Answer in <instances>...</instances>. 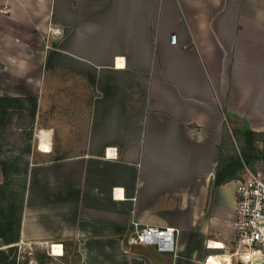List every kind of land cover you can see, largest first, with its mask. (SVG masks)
Returning a JSON list of instances; mask_svg holds the SVG:
<instances>
[{"label": "crops", "instance_id": "obj_1", "mask_svg": "<svg viewBox=\"0 0 264 264\" xmlns=\"http://www.w3.org/2000/svg\"><path fill=\"white\" fill-rule=\"evenodd\" d=\"M26 113L16 244L77 241L79 264L229 257L235 179L215 174L230 117L264 133V0H0V131ZM133 219L176 228L174 252L129 242Z\"/></svg>", "mask_w": 264, "mask_h": 264}, {"label": "built area", "instance_id": "obj_2", "mask_svg": "<svg viewBox=\"0 0 264 264\" xmlns=\"http://www.w3.org/2000/svg\"><path fill=\"white\" fill-rule=\"evenodd\" d=\"M51 35H61L62 30L51 28ZM173 42L176 35L171 36ZM235 182V217L232 222L233 236L223 248L229 256H239L245 264L264 260V175L246 168L242 177ZM129 242L155 245L161 252H174L176 248V228L142 226L133 219ZM213 256L210 255L209 258ZM216 256V255H215ZM208 263V262H207Z\"/></svg>", "mask_w": 264, "mask_h": 264}, {"label": "trees", "instance_id": "obj_3", "mask_svg": "<svg viewBox=\"0 0 264 264\" xmlns=\"http://www.w3.org/2000/svg\"><path fill=\"white\" fill-rule=\"evenodd\" d=\"M224 131L225 135H228L226 130ZM235 133L242 139V146L244 148L243 158H238L231 154L228 161L223 162L221 159L215 174L216 185H222L228 181L242 177V172L245 171L246 163L250 164L251 162L260 160L264 165V149L258 148L255 144L258 140H264V133H258L250 128L242 129L240 127L235 129ZM9 165H12L13 172L15 173L11 174V172H9ZM0 166L4 178L3 183L0 185V238H3L5 241L9 240V238L14 239L7 244H15L7 249L0 248V264H19L16 255L18 244L16 243L19 241L18 227L26 189V178L22 176L18 179V177L21 176V173L16 164L13 165L12 163H6L0 159ZM4 200L6 202H3ZM67 242L71 243L69 244L70 247ZM61 243L64 245L65 249L64 253L61 256H58V259H63L62 263L64 264H69V262H72V257H66V253H69V255H75L78 258L77 264H79L81 256L78 251L77 241L64 240ZM33 255L38 264H50L54 259L53 256L48 254L46 248H36ZM64 259H67V261ZM21 264H28V260H25Z\"/></svg>", "mask_w": 264, "mask_h": 264}, {"label": "rangeland", "instance_id": "obj_4", "mask_svg": "<svg viewBox=\"0 0 264 264\" xmlns=\"http://www.w3.org/2000/svg\"><path fill=\"white\" fill-rule=\"evenodd\" d=\"M50 33V32H49ZM52 33H50L51 35ZM47 36V39L50 37ZM55 35V34H53ZM29 108H31V103H27ZM28 113V112H27ZM26 113L27 117L25 118L24 122L21 121H9L7 124H5L4 128L0 131V159L5 161L6 163H12L13 165L16 164L17 168L19 171H23V168L25 167V164L29 159L31 160L30 156L28 155L27 147H32L37 145L38 138L35 139V130L34 128H28L27 123L29 121V115ZM236 118L234 116L230 117V120L228 123H225V128L228 136L231 138V143H228L227 141L224 142L223 145V162L228 161V158L230 157L231 154L233 156L238 157V158H243L244 155V148H243V143L242 139L240 136L236 135L235 129L238 127L242 129H246L247 125L244 121L239 119V121L235 122ZM21 128V129H20ZM30 135V138H29ZM33 136V138H32ZM29 139H32V141H29ZM256 146L260 149H264V140H258L255 142ZM263 162L260 160L246 163L245 170L246 168H249L253 171H259L263 173L264 175V169H263ZM13 170L12 165H9V172ZM14 171V170H13ZM245 171L242 173L244 174ZM242 174V175H243ZM22 175L19 178H21ZM234 186H235V182ZM232 187L233 185H229L227 188V198L231 200L232 197ZM235 188V187H234ZM230 239V238H229ZM231 240V239H230ZM229 240V241H230ZM45 243H37V245H34L33 243H20L17 245L16 249V255H17V261H19V264L23 263L25 260H28V264H38L37 260L34 258V251L36 248H46L48 250V254L51 253L52 251L49 250ZM49 254V255H51ZM223 254H228V252L224 251ZM172 255V254H171ZM53 256V260L51 261L50 264H64L62 263L61 259H58L57 255H51ZM66 257L70 258L72 257V262H69V264H77V257L75 255H69V253H66ZM67 261V259H64ZM217 260H223L225 264H240L244 263L242 258L239 256H229L225 257L221 256V258L217 259H211L207 261L205 259L203 264H217ZM228 261V262H227ZM208 262V263H207ZM67 264V263H65ZM245 264V263H244Z\"/></svg>", "mask_w": 264, "mask_h": 264}, {"label": "bare ground", "instance_id": "obj_5", "mask_svg": "<svg viewBox=\"0 0 264 264\" xmlns=\"http://www.w3.org/2000/svg\"><path fill=\"white\" fill-rule=\"evenodd\" d=\"M62 248H63L62 245H54V247H53L54 255L60 254L63 250ZM219 258H221V257H219ZM217 264H225V263L220 262V260H217Z\"/></svg>", "mask_w": 264, "mask_h": 264}, {"label": "water", "instance_id": "obj_6", "mask_svg": "<svg viewBox=\"0 0 264 264\" xmlns=\"http://www.w3.org/2000/svg\"><path fill=\"white\" fill-rule=\"evenodd\" d=\"M253 264H258L257 262H254ZM262 264H264V260H262Z\"/></svg>", "mask_w": 264, "mask_h": 264}]
</instances>
